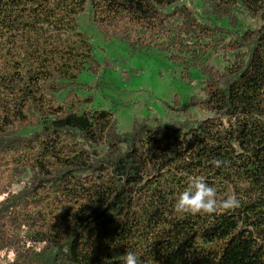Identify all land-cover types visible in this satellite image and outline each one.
Wrapping results in <instances>:
<instances>
[{
	"label": "trees",
	"instance_id": "16d2710c",
	"mask_svg": "<svg viewBox=\"0 0 264 264\" xmlns=\"http://www.w3.org/2000/svg\"><path fill=\"white\" fill-rule=\"evenodd\" d=\"M200 2L0 0V264H123L128 251L141 264H264V0ZM86 13L181 79L196 70L199 95L180 110L206 115L119 131L90 95L59 99L95 60ZM240 14L258 24L240 29ZM189 177L240 207L176 213Z\"/></svg>",
	"mask_w": 264,
	"mask_h": 264
},
{
	"label": "rangeland",
	"instance_id": "374dc122",
	"mask_svg": "<svg viewBox=\"0 0 264 264\" xmlns=\"http://www.w3.org/2000/svg\"><path fill=\"white\" fill-rule=\"evenodd\" d=\"M195 11L202 12L200 0H185ZM86 13L80 20L81 28L92 37L94 61L90 69L82 71L77 84L66 94L92 97L94 106L111 109L119 131L128 130L133 123L148 118L170 124L186 117L200 119L206 115L197 108L185 111L191 95H199L200 75L192 69L189 81L180 78L181 67L155 50L132 51L118 39H104ZM240 29L254 27L258 20L245 14L238 15ZM220 25H227L220 21ZM219 62L216 57L212 59Z\"/></svg>",
	"mask_w": 264,
	"mask_h": 264
},
{
	"label": "clouds",
	"instance_id": "9594fccd",
	"mask_svg": "<svg viewBox=\"0 0 264 264\" xmlns=\"http://www.w3.org/2000/svg\"><path fill=\"white\" fill-rule=\"evenodd\" d=\"M213 165L217 168L226 164V161L214 159ZM189 187L180 194L174 205V211L185 215H212L220 210L235 211L240 207V200L232 192L225 199H217V192L203 178L189 177ZM123 264H141L140 256L136 251L126 252Z\"/></svg>",
	"mask_w": 264,
	"mask_h": 264
}]
</instances>
